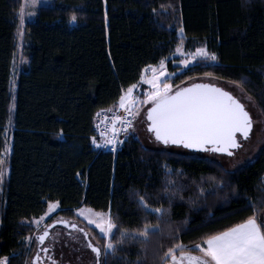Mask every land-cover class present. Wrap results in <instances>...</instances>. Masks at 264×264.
<instances>
[{
	"label": "trees",
	"instance_id": "obj_1",
	"mask_svg": "<svg viewBox=\"0 0 264 264\" xmlns=\"http://www.w3.org/2000/svg\"><path fill=\"white\" fill-rule=\"evenodd\" d=\"M21 4L0 0V158L7 129L13 141L9 177L3 183L0 177V256H8L10 264H32L25 238L34 236L32 221L43 216L49 202L59 204L52 221L78 226L59 228L66 240L82 233L79 229L91 232L102 264H160L173 235L191 247L254 215L249 199L260 220L264 144L255 161L229 171L207 154L144 144L136 131L116 155L99 150L93 138L98 142L99 113L116 109L144 70L170 58L178 44L188 50L203 45L217 59H199L176 73L169 81L173 88L200 78L237 85L264 118V0H54L37 10L20 37ZM17 54L22 72L13 84ZM168 64L174 74L180 69ZM6 165L0 164V173ZM137 192L152 207L168 210L159 221L163 231L147 241L118 243L115 230L118 250L105 258L103 237L76 210L110 212L119 227L138 229L145 213L136 203ZM147 220L157 223L155 215ZM55 245L58 253L60 244ZM80 247L86 249L82 242Z\"/></svg>",
	"mask_w": 264,
	"mask_h": 264
},
{
	"label": "snow or ice",
	"instance_id": "obj_2",
	"mask_svg": "<svg viewBox=\"0 0 264 264\" xmlns=\"http://www.w3.org/2000/svg\"><path fill=\"white\" fill-rule=\"evenodd\" d=\"M38 0H28L29 6H35ZM23 8L21 6V21L23 23ZM29 15H32L30 13ZM76 20L75 14L71 17ZM183 32V29H180ZM177 52H183L181 44L177 45ZM185 59L179 61L181 65H188L190 61L197 58L204 61H215L216 53L209 52L206 47H197L194 52L183 53ZM152 75L146 77L141 75V80L151 86V90L144 93V99L133 96L135 84L130 85L126 92L119 97V107L123 108L127 116L135 119L140 115V107L143 104H149L146 109L147 131L150 132L156 141L164 145H182L188 149H200L224 153L229 156L234 155L233 150L242 147L237 134L241 139H248L253 128V120L245 105L240 102L232 93L217 87L213 83H192L188 87H180L173 91V85L167 82V78L161 82L160 77L165 76V61L161 59L159 69L151 67ZM211 75V73H205ZM116 115L111 120V135L106 132L101 133L107 138L105 145L115 146L117 143V134L121 131L127 132L132 127V121ZM121 127H117V123ZM93 143H96L93 138ZM99 146V145H97ZM0 164L3 159L0 158ZM171 170H169L170 173ZM2 177V173H0ZM173 181L169 180L168 184ZM167 191V188L165 189ZM203 191V190H201ZM136 203L145 213V222L138 229H125L119 227L109 213L95 212L92 209L80 208L76 211L81 217L87 219L88 223L95 225L100 234L105 239L103 246V255L106 258L109 255H115L117 252V243H114L112 237L115 236L114 229L119 233L118 243L125 240L147 241L150 234L162 233L159 221L163 219L168 211L162 207H152L144 195L135 193ZM171 203V200H170ZM58 207V203L49 202L47 211L39 219H33L32 223L39 226L44 220ZM248 207L253 209L254 215L233 224L223 230L208 234L202 238L201 242L191 247L180 241L179 235H173V243L160 255V264H264V220H259L255 215L256 205L249 199ZM155 215L157 223L152 224L147 220V216ZM67 225L66 220L56 221ZM72 229L77 225L72 223ZM49 224L44 231L37 235L36 239L39 245H43L46 237L49 236ZM84 233L87 239L88 233L84 229H79ZM30 240L31 237H26ZM87 247L95 253L96 264H102L100 247L92 244L89 240ZM45 254L48 253V247L41 249ZM199 252V255L194 254ZM48 259H52L51 256ZM39 261L40 257L37 256ZM0 264H10L8 256H0ZM55 264V261H52Z\"/></svg>",
	"mask_w": 264,
	"mask_h": 264
},
{
	"label": "rangeland",
	"instance_id": "obj_3",
	"mask_svg": "<svg viewBox=\"0 0 264 264\" xmlns=\"http://www.w3.org/2000/svg\"><path fill=\"white\" fill-rule=\"evenodd\" d=\"M53 3H54V0H38V2L36 3L35 6H29L28 0H22L21 6L24 5V8H23V23L21 21L22 28H21V31L19 33L20 37L22 36V29L25 26L26 22H32L36 19L37 14H38L37 10L43 6L51 5ZM19 12H21V8H20ZM30 13H32V15H29ZM20 20H21V16H20ZM182 35H183V32L181 33L179 31V36H182ZM21 46H22V40L19 42V45H18L19 51L22 50ZM199 47H201V46H199ZM182 48H183V52L175 51V53L170 58L164 60L165 61V76L160 77L161 82H163L165 80V78H167V82L170 83L169 81L175 77L176 73H180L182 71H185L187 68L195 65L197 60H199V58H197L196 60L190 61L188 65H181L179 63V61L186 58L183 53H190V52L195 51V49L194 50H188V47H185L183 45H182ZM17 56H18V54L15 55V58H14L15 60H14V63H13L12 69H11L12 70V78L11 79H12L13 84L15 83L16 77L22 72V66H21L22 64L19 62V59H17L18 58ZM211 62L216 63V61H211ZM168 63L172 64L173 68L179 67L180 69L177 72H175V74H174L169 70V68H168L169 64ZM153 66L156 67L157 69H159V64L152 65L151 67H153ZM151 67L145 69L142 74L145 75L146 77H150L152 75ZM198 82L213 83L215 85H222V86H224L225 89L230 91L233 95L237 96L240 99V101L245 105V107L247 108V110L249 111V113L253 119V129H252V134L248 138V140L241 141L242 147H240L236 152H234V156H229V155L223 156V155H217V154L212 155L210 153H204V152L195 153L194 155L202 157V155L207 154L206 158H208V159L210 158L211 160L214 159L215 161H217L219 164H221L223 167H225V169H227L229 171H234V170H237V168H241V167H245V166L249 165L250 163L255 161L257 159V157L260 155L259 154L260 150L264 144V118L260 114L255 103L250 99L249 96H247L245 93H243L241 88L238 87L237 85L233 86V85H230L226 82H223V83L219 82L218 83L216 80H213L212 78H210V79L209 78H200V79L193 81V82H190V83H198ZM14 89H15V86H13V90ZM150 90H151V86L149 84L145 83L143 80H141L140 83L135 87V89L133 91V96L139 97V99L142 101L144 99V96H143L144 93L147 91H150ZM149 104H150V102H149ZM149 104H143L140 107V115L137 116L135 119H133L134 120L133 124L135 125L134 131H136L137 135H139L140 139L143 141L144 144H148V143H150V141H154V144L159 145V143L157 144V142L153 138V135L146 132L147 123H146L145 115H144L146 108L144 105L147 106ZM5 137H6L7 144H6V147H5L4 152H3L4 153L3 154V164L4 165L7 164L8 159L12 154L11 153V147H12L13 141H12L11 130L7 129ZM150 146H154V145L152 143H150ZM8 174H9V166L6 165V167H4V170L2 172V179H1L2 183H3L4 179H7L9 177ZM2 183L0 185V197L3 198L4 188H3ZM2 198H0V209H1V206L4 205ZM58 206H59V204H58ZM85 209H88V208H85ZM58 210L59 209L57 207L52 213H50L48 216H45L44 220L40 222L39 226L34 224V226L36 228V233L34 234V236L31 237L30 240H26L27 244L29 243L28 253H29V255H31V257L35 251V248H36V245H34L32 243L33 241H35V238H34L35 235L41 234L42 228L44 230L47 225H49V224L52 225L53 223H57L56 221L61 220V219H56V220L52 221L53 215L55 216V214L58 212ZM101 213H109V212H101ZM77 215L82 220H84L86 223H88L87 219H85L84 217H81L78 212H77ZM260 220H264V214L260 218ZM71 224H72L71 222H69L67 225L59 223L58 229L53 231L55 233H58L57 236H59L58 238H60V240H61V241H59L60 246L58 247V253L60 256L59 263L60 264H92L90 262L91 259L95 261L96 257L94 255L95 253H93L91 251V249L87 247V244H88L89 240H91L92 244L95 246H98V244L93 242L91 232H87L88 233L87 239L84 237V233L82 232V233H77V234L74 233L70 238H67V240H66V235H67L66 231L61 230L59 228L65 227L67 229H71V226H70ZM88 225L90 227H92L95 231H97V234L102 237V234H100L99 229H97L95 227V225H91L89 223H88ZM77 228H78V226H77ZM114 232H115V229H114ZM72 239H74V240H72ZM31 240H32V242L30 243ZM72 241H73V244H72ZM81 242H83V247L86 248L85 250L81 249V247H80ZM104 242H106L105 239H104ZM84 243L86 246L84 245ZM55 248L57 249V246ZM71 248H72V250H71ZM33 261H34V259L31 261L32 264H34Z\"/></svg>",
	"mask_w": 264,
	"mask_h": 264
},
{
	"label": "built area",
	"instance_id": "obj_4",
	"mask_svg": "<svg viewBox=\"0 0 264 264\" xmlns=\"http://www.w3.org/2000/svg\"><path fill=\"white\" fill-rule=\"evenodd\" d=\"M120 115L122 117L127 116L123 108H120L119 106L116 109H109L103 112H100L99 115L96 117L95 120V132L96 137H98V142H96L97 148L103 152L106 153H112V154H119L125 146V144L128 142L130 135L132 133L133 128V117L127 116V119L132 121V127H130L127 132L121 131L117 134V143L115 146L109 144L105 145L104 140L107 138L106 136H102L101 133L106 132L108 135H111V120L114 116ZM117 127H121V124L118 122Z\"/></svg>",
	"mask_w": 264,
	"mask_h": 264
},
{
	"label": "flooded vegetation",
	"instance_id": "obj_5",
	"mask_svg": "<svg viewBox=\"0 0 264 264\" xmlns=\"http://www.w3.org/2000/svg\"><path fill=\"white\" fill-rule=\"evenodd\" d=\"M177 89V87H175L173 89V91H175ZM149 106V105H148ZM145 117H146V114L144 113ZM146 120V118H145ZM59 224V223H58ZM59 225H54L51 229H50V234L49 236L47 237V239L45 240L44 244L43 245H39L37 243V239L34 241V245H36V248H35V251L32 255V260L34 259V264H52V261L54 260L55 261V264H60L59 263V259H60V256L58 253H56V245L55 244H59L61 241L60 238H58L59 236H57L58 233H55L53 232L55 230L56 227H58ZM49 229V228H48ZM43 228L41 230V232H43ZM57 242V243H56ZM59 242V243H58ZM83 243V242H82ZM85 245V243H84ZM43 247H48L49 251L47 254H45L43 251H41V249ZM95 255V254H94ZM39 256L40 257V260L37 261L36 260V257ZM51 256V260L48 259V257Z\"/></svg>",
	"mask_w": 264,
	"mask_h": 264
},
{
	"label": "water",
	"instance_id": "obj_6",
	"mask_svg": "<svg viewBox=\"0 0 264 264\" xmlns=\"http://www.w3.org/2000/svg\"><path fill=\"white\" fill-rule=\"evenodd\" d=\"M198 83H202V82H198ZM192 83H189V84H187V85H185V86H178L177 87V89L178 88H180V87H188L189 85H191ZM217 87H220V86H218V85H216ZM221 88H223L225 91H228L227 89H225L224 87H221ZM228 92H230V91H228ZM231 93V92H230ZM233 95V94H232ZM235 96V95H234ZM236 98H238L237 96H235ZM239 99V98H238ZM240 100V99H239ZM241 102V101H240ZM242 103V102H241ZM246 108V107H245ZM246 110H247V108H246ZM248 111V110H247ZM251 116V115H250ZM253 120V119H252ZM146 123H147V121H146ZM253 129V128H252ZM149 134H151L150 132H148ZM251 134H252V130H251V133H250V136H251ZM152 135V134H151ZM249 136V137H250ZM237 137H238V139H240V143H241V141H246V140H248V139H241L240 138V134H237ZM153 138H154V136H153ZM155 139V138H154ZM156 141V140H155ZM157 143H159L160 145H162V146H164V147H166V146H173V147H182L183 149H185V150H187L188 152H194V153H201V152H204V153H210V154H218V155H223V156H225V155H227V154H224V153H217V152H213V151H205V150H200V149H188V148H185V147H183L182 145H171V144H169V145H164L163 143H161V142H158V141H156ZM242 144V143H241ZM238 149H234L233 150V152H236ZM228 156V155H227ZM232 156H234V155H232ZM56 224H58V223H53L52 224V227L54 226V225H56ZM51 227V228H52ZM51 228H49V229H47V231L49 232V234H50V229ZM42 233V232H41ZM46 239H47V237H46ZM45 239V240H46ZM37 243H38V241H37ZM39 244V243H38ZM34 262V261H33Z\"/></svg>",
	"mask_w": 264,
	"mask_h": 264
},
{
	"label": "bare ground",
	"instance_id": "obj_7",
	"mask_svg": "<svg viewBox=\"0 0 264 264\" xmlns=\"http://www.w3.org/2000/svg\"><path fill=\"white\" fill-rule=\"evenodd\" d=\"M219 83V82H218ZM217 84V83H216ZM218 86H220V87H224V86H222V85H218ZM134 128H135V125H133V128H132V132H134ZM147 128V127H146ZM148 132V131H147ZM116 155V154H115ZM212 155H214V154H212ZM218 155V154H217Z\"/></svg>",
	"mask_w": 264,
	"mask_h": 264
}]
</instances>
